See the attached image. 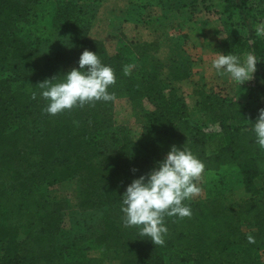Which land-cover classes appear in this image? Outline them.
<instances>
[{
	"label": "trees",
	"instance_id": "obj_1",
	"mask_svg": "<svg viewBox=\"0 0 264 264\" xmlns=\"http://www.w3.org/2000/svg\"><path fill=\"white\" fill-rule=\"evenodd\" d=\"M78 3L0 0V62L24 61L27 77L37 85L72 69L71 62L78 67L80 53L88 49L114 69L116 83L109 87L113 97H144L153 108L133 141L124 128L114 125L112 100L49 115L42 112L45 101L38 89L16 90L8 78L0 80V264H264L253 255L252 241L241 228L245 223L256 228L255 236L264 233V180L259 187L254 183L264 178V150L257 147L248 122L264 108V37L252 36L249 46L259 57L249 102L227 97L205 80L195 86V105L204 124L216 126L210 134L190 120L184 100L160 78L161 58L151 52V43L124 41L109 54L102 41L88 36L95 13ZM248 3L224 0L223 13L231 20L237 14L236 24L244 25ZM46 22L55 37L41 36L32 28ZM129 64L134 67L125 75L123 68ZM184 143L203 161V172L237 167L251 198L236 210L219 199L189 204L191 217H165V243L155 245L135 226H123L119 196L171 145ZM72 178L78 186L76 208L99 215L84 222L70 243H60L64 203L49 200L47 189ZM21 229L26 233L20 238ZM88 243L101 256L88 257Z\"/></svg>",
	"mask_w": 264,
	"mask_h": 264
},
{
	"label": "rangeland",
	"instance_id": "obj_2",
	"mask_svg": "<svg viewBox=\"0 0 264 264\" xmlns=\"http://www.w3.org/2000/svg\"><path fill=\"white\" fill-rule=\"evenodd\" d=\"M78 5L90 13L96 11L101 5H106V8H121L123 5L131 9L137 19L142 17V20L147 16V10H154L155 18L153 20H144L145 24L152 23L153 27L149 31H145L142 40H148L149 37L154 41L151 42V52L157 54L160 46L177 48L180 51V57L162 60L160 78L168 81L172 89V93L181 97L183 100L188 96H192V101H187V110L189 118L192 122L202 124L210 134H215L216 128L214 125L204 124L205 120L202 117L201 109L195 105V86H201L204 80L195 76L199 73V67L204 60L206 50L213 52L228 53L232 52L237 55H242L249 52L254 30L252 26L261 19H264V2L261 0H249V11L246 13L244 25L236 24L239 22V16L235 14L233 20L228 19L223 13L224 0H180L185 1L183 7H188L187 14L183 15L177 10L178 0H78ZM49 7L52 2H49ZM189 5V6H188ZM88 10V11H87ZM146 12V13H145ZM179 15L187 24H182L178 18ZM144 16V17H143ZM167 24L170 28L166 30ZM174 25L173 28L171 26ZM187 25V26H186ZM117 26V25H116ZM185 26V27H181ZM36 27V34L41 36L55 37V32L52 31L48 22ZM147 30V29H145ZM149 32V33H148ZM153 33V34H152ZM149 34V35H148ZM259 37V36H257ZM143 43V41H141ZM147 43V42H146ZM122 41L118 37V33L112 30L109 42L104 43V46L109 54H114ZM174 61V63H173ZM76 62H71L70 67H74ZM173 68V69H171ZM171 69V70H169ZM198 69V70H197ZM188 74L187 78L173 80L172 78H180L182 74ZM8 78L11 87L16 90L31 92L39 90L38 84L34 85L27 77L24 61L13 60L11 58L0 62V80ZM206 81V80H205ZM252 79L243 84H234L229 78L226 82H209L214 90L220 91L221 94L235 98V96L245 97L247 92L246 85L251 83ZM167 93V91H165ZM191 103V105H190ZM112 118L115 126L122 127L126 130L129 138L133 141L141 133V127L146 113L152 110V104L144 97L130 101L125 94H119L112 99ZM155 163L152 165V168ZM264 178L260 177L254 180L257 187L260 186ZM201 186V192L195 196L188 204L208 202L214 199L224 204L229 210H236L238 205L251 198V192L245 189L243 177L238 168L232 165H226L220 168L217 172H203L202 178L197 181ZM78 192L77 181L75 178L62 181L47 189V196L51 201H63L64 208L62 210L61 228L58 233V242L70 243L75 233L80 231L81 225L92 217L99 215L98 211L80 212L76 208V197ZM260 199L261 196H255ZM243 232L248 236H253V241L250 249L255 257L264 260V233L255 236L256 228L241 223ZM26 231L21 229L19 237H23ZM241 249V247H240ZM88 257L101 256V252L89 246L85 251ZM174 264H180L175 263Z\"/></svg>",
	"mask_w": 264,
	"mask_h": 264
},
{
	"label": "clouds",
	"instance_id": "obj_3",
	"mask_svg": "<svg viewBox=\"0 0 264 264\" xmlns=\"http://www.w3.org/2000/svg\"><path fill=\"white\" fill-rule=\"evenodd\" d=\"M252 29L256 36L264 37V19L258 20ZM258 58L251 51L242 55L217 51L211 68L218 76L227 77L240 87L253 78ZM77 65L38 83L39 96L45 101L42 112L55 115L66 109L113 99L109 87L116 83V75L110 65L102 63L97 53L88 49L80 53ZM133 67L126 65L124 74L130 75ZM36 96L37 92L33 91L32 98ZM248 122L257 147L264 150V108L258 110L254 122ZM204 168L203 161L185 143L180 147L171 145L152 169L133 178L120 194L123 226H135L140 236L148 237L155 245H163L168 233L165 217H191L192 210L186 202L201 192L197 181L202 178ZM247 239L253 241L252 236Z\"/></svg>",
	"mask_w": 264,
	"mask_h": 264
},
{
	"label": "crops",
	"instance_id": "obj_4",
	"mask_svg": "<svg viewBox=\"0 0 264 264\" xmlns=\"http://www.w3.org/2000/svg\"><path fill=\"white\" fill-rule=\"evenodd\" d=\"M179 4L177 5V10H179L183 15L187 14L189 12L187 9L188 7H183V3H186L185 1L178 0ZM182 4V5H181ZM189 6V5H188ZM129 5L125 6L123 5L121 8H116V11H114L112 8H106V5H99L96 14L94 18L91 21L90 29L88 32V36L91 39L100 40L103 43L109 42L110 34L112 33V30L116 33H118L119 39L124 42H134L137 44L143 43H151L154 41V38L152 39L149 37L148 40H142L143 33L145 31H149L154 25L152 23L145 24L144 20H153L155 18L154 16V10H147L148 12L147 16L145 14L144 20H142V17L140 19H137L136 16L132 15L134 12L129 9ZM146 13V12H145ZM180 22L182 24H187L183 18H181L179 15H177ZM144 17V16H143ZM117 25V26H116ZM187 26V25H186ZM174 25L171 26L173 28ZM185 27V26H181ZM170 26L167 24V29H169ZM147 29V30H145ZM149 33V32H148ZM153 34V33H152ZM149 35V34H148ZM173 55L175 58H173ZM216 52H213V50H206V55L204 60L201 62L199 69V73H195V76L199 79L206 80L209 82H219L223 83L227 81V77H220L215 73V70L211 68V60L215 58ZM180 51L177 48H170V47H162L160 46L158 50V57L165 60V59H178L180 57ZM197 69V70H198ZM251 83L246 85L247 92L245 97L235 96V99L242 101V102H249L248 100V90ZM185 102L192 101V96L188 95L185 99ZM187 105V104H186ZM191 105V103H190ZM103 264H110L108 262H104Z\"/></svg>",
	"mask_w": 264,
	"mask_h": 264
},
{
	"label": "built area",
	"instance_id": "obj_5",
	"mask_svg": "<svg viewBox=\"0 0 264 264\" xmlns=\"http://www.w3.org/2000/svg\"><path fill=\"white\" fill-rule=\"evenodd\" d=\"M214 127H216V126L214 125Z\"/></svg>",
	"mask_w": 264,
	"mask_h": 264
}]
</instances>
